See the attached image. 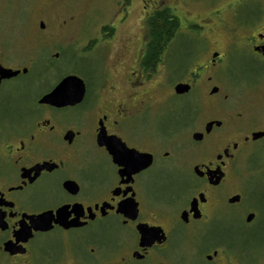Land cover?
Listing matches in <instances>:
<instances>
[{
    "label": "flooded vegetation",
    "instance_id": "obj_1",
    "mask_svg": "<svg viewBox=\"0 0 264 264\" xmlns=\"http://www.w3.org/2000/svg\"><path fill=\"white\" fill-rule=\"evenodd\" d=\"M51 1L0 0V264H170L154 258L163 254L183 264L180 251L199 264H263L223 233L198 245L245 202L236 164L264 139H253L264 124L245 102L264 78L259 1L195 0L198 14L183 22L177 5L186 0H143L142 9L160 1L151 13L167 7L180 21L155 62H146L147 27L140 39L99 27L83 51L106 44L100 58L111 64L86 75L73 70L72 41L55 39L71 20L58 21ZM244 64L253 76L239 77ZM182 68L168 86L167 74ZM69 76L82 81L80 100L72 83L64 100L47 97ZM179 83L189 90L176 93ZM190 93L191 114L153 130L150 112H171L170 99ZM116 143L138 159L134 170L113 154ZM251 213L239 216L246 226Z\"/></svg>",
    "mask_w": 264,
    "mask_h": 264
},
{
    "label": "rangeland",
    "instance_id": "obj_2",
    "mask_svg": "<svg viewBox=\"0 0 264 264\" xmlns=\"http://www.w3.org/2000/svg\"><path fill=\"white\" fill-rule=\"evenodd\" d=\"M254 1L256 2L257 0ZM258 1L260 16L263 17L264 0ZM153 2L148 4H152ZM194 2L195 0H186V3L177 5V12L180 14L183 22L185 18L195 19L198 14L199 10L195 7ZM51 3L54 4L53 10L58 21L66 17L71 20L69 25L60 27L61 32L57 33L55 39L63 41L68 38V40L72 41L73 54L78 56L73 62V70L85 75L88 72L97 73L99 68L101 69V73H103L104 68L111 64L105 58H100V48H102L101 46L105 47L106 44L94 48V51L90 53L83 51L84 41L87 35H94L99 27L115 26L127 29L132 36L140 39V36H142V29L147 27L146 18L148 14H150L153 9L162 6V3L159 1L155 4V7L150 5L147 9H142L144 6L143 0H54L51 1ZM124 5H126V9L120 12L119 9ZM163 5L174 6V3L172 0H169L164 2ZM39 8V4L33 2L29 7V11L26 12H30L32 15L37 12ZM249 9H255V6L251 2L249 3ZM144 10H146V12H144ZM243 13L244 10L242 11V14ZM123 14L126 21H118ZM16 39L22 40L23 38L17 37ZM112 41L113 40L109 41L108 46L111 45ZM182 72L183 68L180 72H169L166 76V83L168 86L174 83L181 76ZM252 72L253 71L249 69L248 65L244 64L238 67L237 73H239V77H247L253 76L254 73ZM247 80L251 82L253 79ZM235 83V80H232V87ZM165 89H167V87H164L162 90L165 91ZM245 92L248 97L245 102L247 101L249 104H252V106L250 105V114L254 118V121L258 124H264V78L261 79L252 90H245ZM194 101L195 97L193 93L183 97L173 96L169 102L174 106L173 111L168 113L159 112L156 115L155 110L151 111L149 119L152 123L153 130L160 126L162 119L164 126L174 128L180 123L182 118L185 120V117L187 118V116L191 114ZM243 102L244 101L241 99L237 103L241 104ZM200 115L198 117H200ZM187 130L188 129L184 130L180 135L185 136ZM247 150L250 153L247 159L240 160L236 164L238 168L237 183L248 190L245 202L241 206L232 209L231 215H229L227 219L221 221L222 223L220 224L222 227L215 228L212 226L204 230L198 239V245L200 248H206L214 241V237L217 234L223 233L226 241L235 242L234 245L236 248L250 252L257 251V254L262 256L264 264V139L251 142ZM154 169L157 170L158 167ZM159 184L160 181L157 185ZM245 210L247 211L244 212ZM250 210L255 212V217L253 219L254 223L250 226H246L239 216L242 215L245 217ZM179 254L180 255L177 256L182 258L183 264L200 263V261L197 263L195 258L189 260L187 254L183 251H180ZM154 258L164 259L166 262L172 263L171 259L168 258L166 254L157 255ZM133 264L150 263L144 261ZM174 264H176V262Z\"/></svg>",
    "mask_w": 264,
    "mask_h": 264
},
{
    "label": "trees",
    "instance_id": "obj_3",
    "mask_svg": "<svg viewBox=\"0 0 264 264\" xmlns=\"http://www.w3.org/2000/svg\"><path fill=\"white\" fill-rule=\"evenodd\" d=\"M180 21L173 12L162 7L154 10L146 18L149 41L146 46V62L154 63L159 53L165 48Z\"/></svg>",
    "mask_w": 264,
    "mask_h": 264
},
{
    "label": "water",
    "instance_id": "obj_4",
    "mask_svg": "<svg viewBox=\"0 0 264 264\" xmlns=\"http://www.w3.org/2000/svg\"><path fill=\"white\" fill-rule=\"evenodd\" d=\"M72 83V85L74 86V88L77 89V92H76V100H80L81 97H82V94H83V84H82V81L76 77V76H69V77H66L56 88L55 90L49 94L47 97H51V98H66L67 97V94L65 93L66 92V89L67 87ZM189 90V86L186 85V84H182V83H179L175 86V92L178 93V94H181V93H184V92H187ZM261 136H264V132H258V133H254L253 134V139L255 138H258V137H261ZM137 155H140V154H137ZM144 164L142 166H147L150 164V159L149 158H146L144 160ZM236 199V198H234ZM233 199V200H234ZM254 217V214L251 213L247 216V221H250L252 218ZM140 233H141V238L143 240V238L146 236V231L141 229V228H138Z\"/></svg>",
    "mask_w": 264,
    "mask_h": 264
},
{
    "label": "snow or ice",
    "instance_id": "obj_5",
    "mask_svg": "<svg viewBox=\"0 0 264 264\" xmlns=\"http://www.w3.org/2000/svg\"><path fill=\"white\" fill-rule=\"evenodd\" d=\"M113 154L120 160V164H123L126 168H132L133 170L138 165V159L131 152H128L124 145L116 143L112 146Z\"/></svg>",
    "mask_w": 264,
    "mask_h": 264
}]
</instances>
